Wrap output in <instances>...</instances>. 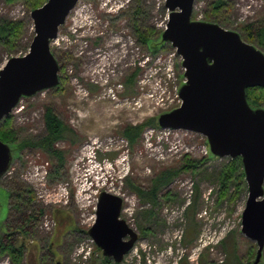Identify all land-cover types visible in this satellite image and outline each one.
<instances>
[{"label": "rangeland", "instance_id": "obj_1", "mask_svg": "<svg viewBox=\"0 0 264 264\" xmlns=\"http://www.w3.org/2000/svg\"><path fill=\"white\" fill-rule=\"evenodd\" d=\"M138 1L140 27L149 31L154 29L160 34L165 28L168 14L164 0ZM138 1L129 0L127 6L114 14H107L100 9L99 0H78L90 4L92 20L96 19V22L89 29L86 28L85 33L76 36L70 28L71 11L59 27L57 38L51 42L50 47L58 57L62 88L58 91L44 89L22 98L10 113V127L17 141L43 133L42 115L47 105H52L73 130L67 133L66 139L56 143V147L64 152L60 176H55V162L47 154L27 147L18 153L19 157H15L8 172L0 178V223L4 222L8 212L7 189L22 191L20 185L23 184L32 191L35 211H42L35 214L38 219L32 226V236L23 238L28 248L25 264H103L105 256L90 236L73 231L76 227L86 231L90 227L89 222L83 221L82 210L74 199L71 175L76 168L81 146L94 137L106 143L116 140L108 144V150H97L99 158L119 161V152L128 149L121 175L113 171L91 173V180L97 179L100 183L112 181L115 186L121 183L118 180L122 178L120 191L131 200L123 199L120 217L137 232L138 239L121 262L115 263L106 257L111 264H179L182 259L187 264H246L247 260L251 264L254 258L255 242L240 231L247 190L232 202L217 200V170L222 159L227 157L208 159L193 170L180 169L179 174L158 192L156 204L142 202L127 185L126 178L147 189L161 173L181 167L184 157L193 160L209 158L203 151L205 137L199 133L182 130L181 134L188 144L182 150L188 152L177 157L172 156L175 154L172 150L161 157L154 149L143 145L144 141L155 142L154 136L146 140L141 135L139 141L130 146L120 132L125 124L156 118L159 113L179 106L177 90L184 80L181 58L173 47L153 55L139 42L129 18ZM209 1L212 0H194L191 19H203ZM226 1L228 11L223 14L220 25L239 32L241 38L247 41L242 27H257L264 23V0ZM81 11L76 18L81 17ZM29 14L30 9L22 1L8 4L0 0V17L24 20L26 23L16 51L10 53L0 46V67L10 56H20L28 51L34 35ZM249 43L257 46L254 42ZM120 44L126 47L125 56ZM129 77L131 82L127 81ZM260 107L264 108V101ZM150 127L146 126L145 130ZM163 148L167 146L163 145ZM42 165L46 167L47 174L44 186L39 184V189V181L31 178V175L36 173V166ZM78 165L82 169L87 165L86 159L79 161ZM42 170L41 167L39 171ZM41 176L39 174L37 177ZM66 182L69 203H52L49 190ZM130 195H134L136 203ZM188 208L190 210L186 213ZM148 212L150 216L147 217ZM16 216L17 213L11 209L5 225L10 224L14 228ZM82 248L88 250V254L83 255ZM250 252L253 253L251 256L248 255ZM39 256L43 259L38 263ZM0 264H10L9 258L0 255ZM259 264H264V247Z\"/></svg>", "mask_w": 264, "mask_h": 264}, {"label": "water", "instance_id": "obj_2", "mask_svg": "<svg viewBox=\"0 0 264 264\" xmlns=\"http://www.w3.org/2000/svg\"><path fill=\"white\" fill-rule=\"evenodd\" d=\"M77 1L45 0L30 10L34 35L28 51L10 56L0 67V122L20 98L58 84L59 64L50 44ZM193 3L164 1L168 14L160 39L180 56L184 80L177 90L179 106L159 113L155 121L159 128L203 135L213 157H240L247 190L240 231L255 242L251 264H259L264 247V108L248 103L246 89L264 87V51L235 30L191 19ZM13 160L11 147L0 140V178ZM122 203L120 196L102 190L95 220L87 229L102 254L115 263L138 239L120 217Z\"/></svg>", "mask_w": 264, "mask_h": 264}, {"label": "trees", "instance_id": "obj_3", "mask_svg": "<svg viewBox=\"0 0 264 264\" xmlns=\"http://www.w3.org/2000/svg\"><path fill=\"white\" fill-rule=\"evenodd\" d=\"M8 4H14L17 1H22L25 3L28 9L32 10L36 7L41 6L45 0H4ZM138 1V0H137ZM139 1L134 10L129 13V18L133 23V28L137 33L138 40L143 44L149 53L155 55L161 50L171 49V46L167 42H163L160 39V34L156 30L152 29L151 31L140 27L139 21ZM228 11V2L226 0H212L208 2V10L205 11V16L203 21L215 22L219 25L222 24L223 14ZM223 16V17H222ZM221 17V18H220ZM221 19V21H220ZM26 27L24 20H14L8 19L5 17H0V46L3 47L8 52H14L18 49V45L22 39ZM226 28V27H225ZM244 38L249 42H254L257 44L258 48L264 50V23L260 24L257 27L252 25H244L242 27ZM240 34V33H239ZM241 35V34H240ZM54 57L58 62V57L55 54L54 50L51 49ZM128 82H131V78H127ZM62 78L59 75L58 84L50 88L53 91H58L62 88ZM246 96L248 103L253 107H260L261 103L264 101V87L256 86L246 89ZM25 98V97H22ZM43 124L44 131L41 135L35 136L33 138L16 139L14 131L11 129V114L6 116L0 123V140L9 144L12 149V153L15 157L18 153L24 148H36L47 154L52 161L55 162L53 172L55 176H60V169L64 166V152L63 150L56 147L58 141H62L67 138V133L73 132L65 122L59 117L58 113L55 111L52 105H47L44 109L43 115ZM146 126L158 127L155 121V117L148 118L143 122L136 124H125L121 128V134L128 141L130 146L136 144L143 130ZM208 159H216L209 153V158H202L199 160H193L188 157H184V163L181 164L179 168L169 169L166 172L161 173L155 177L151 186L147 189L142 188L126 178L127 185L130 187L131 191L135 192L139 199L142 202H151L152 204L157 203V194L158 192L172 181V179L179 174V170H193L197 165H201ZM218 159V158H217ZM217 200L223 202L224 200L233 201L238 199L240 195L243 194L246 189V183L244 180V173L242 168V163L240 157L236 158H224L219 165L217 170ZM22 191L12 192L7 189L8 196V212L6 219L3 223H0V255H6L10 264H25L24 257L25 253L28 250L26 242L23 238L27 236H32V226L35 224V221L38 219L35 214H41L42 211H35L33 208L34 198L32 195L31 189L26 185H20ZM21 189V188H20ZM195 191L197 188L195 186ZM197 193V192H195ZM166 195H169L167 191ZM9 204H12L10 207L16 213L15 227L11 228L8 223L7 217L11 209H9ZM190 207V206H189ZM190 208L186 210L188 213ZM148 212L147 217L150 216ZM73 231H81L82 234H86V230L73 229ZM190 233V231H189ZM20 236V238H18ZM184 239V237H183ZM253 253L250 252L248 255L251 256ZM43 259L39 256L38 263ZM103 264H111V260L106 257H103ZM179 264H187L184 259H182ZM246 264H250L247 260Z\"/></svg>", "mask_w": 264, "mask_h": 264}, {"label": "built area", "instance_id": "obj_4", "mask_svg": "<svg viewBox=\"0 0 264 264\" xmlns=\"http://www.w3.org/2000/svg\"><path fill=\"white\" fill-rule=\"evenodd\" d=\"M128 2L129 0H99V7L107 14H114L120 8L127 6ZM83 7L85 8V10L83 9ZM79 10L82 11L80 13L81 17L78 19L76 18V16ZM71 11L73 13L70 18L71 20L70 28L72 32L76 33V36L85 33L87 31L86 28L89 29V27L96 22L95 21L96 19L92 20L93 14L90 4H84L77 1V3L75 4V6ZM75 18H76V22H74ZM122 45L124 44H120V48H122L120 50L123 51V56H125L126 47L125 46L122 47ZM182 130L183 129L155 128V127H150L147 130L144 129L142 133L143 137L145 136L144 138L147 140L154 136L155 142L150 141L149 143H146L144 141L143 145L149 147V149H154L155 152L159 154L161 157H163L164 154H168L172 150L175 152V154L172 152L173 153L172 156L174 155L177 157L181 156L183 155L184 152H188V150H182L183 147L188 145L185 142L183 135L181 134ZM185 132H188V130H185ZM115 141L116 140L112 139L110 141L108 140L106 143L105 140L101 141L97 137H94L84 142V144L81 146L79 150V159L77 161L79 162L86 159L87 165L84 166L82 169H80L77 162L76 168H74L73 175H71V179H72L71 182L74 185V199L79 204V208L82 210L81 214L83 216V221H85L86 223L89 222L90 226L95 220L96 203H97L98 195L101 192V190L111 192L113 194L120 196L122 200L124 199L131 202V200H129L126 196H124V193L120 191V185L123 183L122 178L121 181L118 180V183L121 182L118 186H115L112 181L107 183V181L105 180L100 183L99 180L97 179L95 181L91 180V175H92L91 173L93 172L113 171V172H117L118 175H121L123 173L121 172V170H124L123 165H125L126 163L128 149L125 148L122 151H120L118 154V156H120V160L119 161L117 160L115 162H111L108 158H99L97 156V150L100 149L108 150V144ZM202 144H204V149H203L204 154L208 156L206 141L204 140ZM163 145H166L167 148H163ZM41 167L43 168V170L39 171ZM115 167H117V170L115 169ZM35 168L36 170L34 171L36 173L32 174L31 178H34L36 181H39L37 183V186L39 184L44 186V179L47 174V169L43 165L36 166ZM39 174L42 175L41 178L37 177ZM46 190L47 189L45 187V191ZM191 191L192 188L190 189V193ZM190 193L188 195L189 200L191 197ZM48 194L50 195V199L52 203H62V204L69 203V190H68L67 182L56 185L52 190H49ZM130 197L133 199V202L136 203V199L134 195H130ZM90 208H91V212H90ZM82 250H83V255L86 253L88 254V250H85L84 248H82Z\"/></svg>", "mask_w": 264, "mask_h": 264}]
</instances>
